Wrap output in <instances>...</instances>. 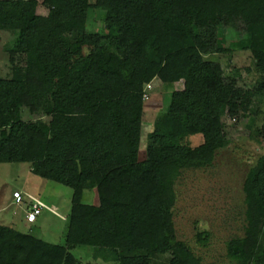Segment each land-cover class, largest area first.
<instances>
[{
  "label": "trees",
  "instance_id": "obj_1",
  "mask_svg": "<svg viewBox=\"0 0 264 264\" xmlns=\"http://www.w3.org/2000/svg\"><path fill=\"white\" fill-rule=\"evenodd\" d=\"M47 3L42 16L37 0H0V30L20 32L26 66L22 79L0 78V163H30L33 174L72 189L66 241L0 224V264H100L82 263L72 252L81 246L111 264H153L164 254L167 264H203L177 239L174 184L229 144L224 110L246 109L251 95L207 55L250 51L264 88V0H97L105 11L98 33L85 32L90 0ZM228 29L239 38L224 47ZM155 79L183 88L172 92L141 160L144 92ZM27 111L37 119L25 120ZM199 133L200 147L182 144ZM88 189L98 204L84 202ZM244 193V234L228 241L227 256L264 264V155ZM208 237L201 231L198 241Z\"/></svg>",
  "mask_w": 264,
  "mask_h": 264
},
{
  "label": "rangeland",
  "instance_id": "obj_2",
  "mask_svg": "<svg viewBox=\"0 0 264 264\" xmlns=\"http://www.w3.org/2000/svg\"><path fill=\"white\" fill-rule=\"evenodd\" d=\"M37 1V13L48 16L50 5L47 0ZM96 1L90 0L92 6L87 17V33H98L105 28V11L94 5ZM237 38L239 33L228 29L224 47H228ZM23 50L19 31L0 30V78L24 77L26 66ZM83 51L88 53L89 47L84 46ZM207 57L221 64L225 79L231 80L234 88L248 91L251 95L246 109L235 114L224 110L222 120L229 144L215 151L210 164L181 170L182 174L174 184L177 197L173 207V221L177 239L185 242L199 255L203 264H233L227 256V243L233 237L244 234V184L251 168L264 155V88L261 87V76L250 51L237 50ZM151 85L145 102L139 153L141 160L146 157L149 134L155 128L158 116L168 109L172 92L183 88V82L168 88L157 79ZM36 116L27 111L23 118L28 120ZM204 141V136L199 133L187 136L181 142L191 148H198ZM200 158L201 152H198L193 160ZM16 188H23L41 198L55 213L44 210L35 223L27 222L26 203L21 204L23 206L8 204ZM72 192L71 188L63 184L33 174L30 163H0V224L63 245L66 241ZM84 202L99 203L96 189L86 190ZM201 231L209 233L204 244L198 241ZM72 252L82 263L111 264L113 261L108 254L92 247L81 246ZM169 258V254L158 255L153 264H167Z\"/></svg>",
  "mask_w": 264,
  "mask_h": 264
},
{
  "label": "built area",
  "instance_id": "obj_3",
  "mask_svg": "<svg viewBox=\"0 0 264 264\" xmlns=\"http://www.w3.org/2000/svg\"><path fill=\"white\" fill-rule=\"evenodd\" d=\"M151 84L152 83L147 84L145 88V92H144L145 100L148 99L149 97L148 91L152 88ZM13 198L15 200V203L18 205H21L23 203L28 204L25 218L29 223H35L38 220L39 216L43 214L44 210H49L55 213V210L52 207L48 206L44 200L34 196L33 194L23 193L20 190H16L13 192Z\"/></svg>",
  "mask_w": 264,
  "mask_h": 264
},
{
  "label": "crops",
  "instance_id": "obj_4",
  "mask_svg": "<svg viewBox=\"0 0 264 264\" xmlns=\"http://www.w3.org/2000/svg\"><path fill=\"white\" fill-rule=\"evenodd\" d=\"M16 190H20V191H22L23 193H29V192H26L23 188H16L15 190H13V192L14 191H16ZM29 194H31V193H29ZM12 200H11V202H8V204L9 205H18V204H16L15 203V200H14V198H13V193H12ZM26 199V198H25ZM27 204V203H26ZM20 206H23V205H20ZM26 206H28V204L26 205Z\"/></svg>",
  "mask_w": 264,
  "mask_h": 264
}]
</instances>
